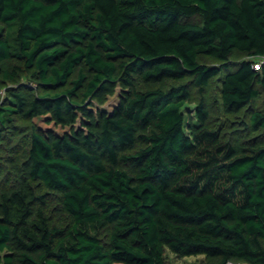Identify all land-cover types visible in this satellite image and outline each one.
<instances>
[{
  "label": "trees",
  "instance_id": "1",
  "mask_svg": "<svg viewBox=\"0 0 264 264\" xmlns=\"http://www.w3.org/2000/svg\"><path fill=\"white\" fill-rule=\"evenodd\" d=\"M235 50L254 58L231 68ZM11 58L39 87L7 85L21 68ZM261 58L264 0H0V139L17 117L69 127L17 131L0 264H167L168 249L264 264V139L223 136L203 96L226 70L222 107L239 112L264 91ZM188 76L201 97L186 113ZM115 93L111 110L94 108ZM251 124L264 128V106ZM41 184L60 192L67 223Z\"/></svg>",
  "mask_w": 264,
  "mask_h": 264
},
{
  "label": "rangeland",
  "instance_id": "2",
  "mask_svg": "<svg viewBox=\"0 0 264 264\" xmlns=\"http://www.w3.org/2000/svg\"><path fill=\"white\" fill-rule=\"evenodd\" d=\"M191 20L200 21V15H195L189 18ZM252 59L254 57L250 56L246 52L235 50L230 57V67L234 68L238 62L242 59ZM201 62L206 64H219L222 60L211 56L209 54H201L199 57ZM263 59V58H262ZM262 59H256L262 60ZM264 61V60H263ZM5 66H12L13 64H19L21 68L15 79H6L7 85H27L30 87H39V79L35 71L32 69H27L23 66V62L16 59H6L4 61ZM263 65V64H262ZM261 65V68H262ZM226 70L222 71V75ZM218 75L210 79L209 83L206 85L203 92L205 105L209 109L210 116L209 122L219 129L223 136L231 139L234 142H256L264 139V128L254 129L251 124V114L257 110L263 108V98L264 91L257 98H254L251 103L236 113L226 112L221 103V93H222V79ZM2 78V77H1ZM187 80L190 83V88L192 91V99L188 101L184 107L185 112L193 111L195 105L201 97V93L198 87L193 83L192 76H188ZM2 96H6V89H1ZM118 94L115 93L110 95L105 103H98L94 101V108L111 110L118 102ZM37 125L45 130H52L56 133H62L68 130V126H62L56 124L53 121H49L45 115L35 116L32 120H25L21 117H17L15 120V126L12 130H7L3 139H0V190L6 187H10L13 184V179L15 174L13 168L10 165L9 157L13 152L20 149L23 150V145H25L24 137L25 135H20L17 131L28 129ZM20 152V151H19ZM41 189L46 192L47 203L45 209L47 213L51 216L54 222H60V224H65L68 222L69 218L67 213L63 210L61 202V194L56 190H52L41 184ZM102 239L106 245H109V231L103 230ZM167 264H218V260L207 256L206 254H193L181 256L176 254L171 250L166 251ZM227 264H249L242 260L232 259Z\"/></svg>",
  "mask_w": 264,
  "mask_h": 264
},
{
  "label": "built area",
  "instance_id": "3",
  "mask_svg": "<svg viewBox=\"0 0 264 264\" xmlns=\"http://www.w3.org/2000/svg\"><path fill=\"white\" fill-rule=\"evenodd\" d=\"M261 59H262V58H261ZM263 60H264V59H262V60H257V61H255V62H253L254 67H255L256 69H260V68H261V65L263 64Z\"/></svg>",
  "mask_w": 264,
  "mask_h": 264
}]
</instances>
